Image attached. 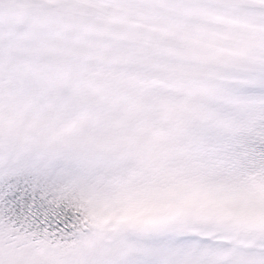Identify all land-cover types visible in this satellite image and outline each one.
<instances>
[{
	"label": "snow or ice",
	"instance_id": "1",
	"mask_svg": "<svg viewBox=\"0 0 264 264\" xmlns=\"http://www.w3.org/2000/svg\"><path fill=\"white\" fill-rule=\"evenodd\" d=\"M0 264H264V0H0Z\"/></svg>",
	"mask_w": 264,
	"mask_h": 264
}]
</instances>
